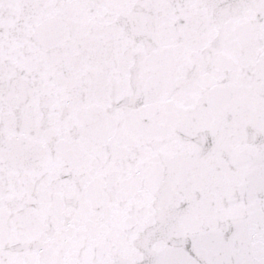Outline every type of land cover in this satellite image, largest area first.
I'll list each match as a JSON object with an SVG mask.
<instances>
[{
    "label": "snow or ice",
    "instance_id": "obj_1",
    "mask_svg": "<svg viewBox=\"0 0 264 264\" xmlns=\"http://www.w3.org/2000/svg\"><path fill=\"white\" fill-rule=\"evenodd\" d=\"M0 264H264V0H0Z\"/></svg>",
    "mask_w": 264,
    "mask_h": 264
}]
</instances>
